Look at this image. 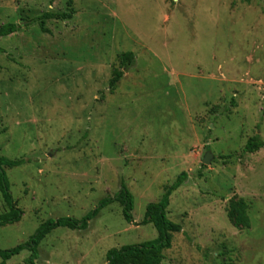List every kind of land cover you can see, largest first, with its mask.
<instances>
[{"label":"rangeland","instance_id":"374dc122","mask_svg":"<svg viewBox=\"0 0 264 264\" xmlns=\"http://www.w3.org/2000/svg\"><path fill=\"white\" fill-rule=\"evenodd\" d=\"M45 11L72 17L41 31ZM7 22L21 27L0 38V156L22 161L5 167L22 215L0 225V248L124 186L133 222L112 201L38 245L36 264H105L109 249L156 238L145 206L186 172L166 209L181 231L159 264H264V147L241 152L264 141V0H0ZM125 51L131 66L119 64ZM240 199L248 226L228 217Z\"/></svg>","mask_w":264,"mask_h":264},{"label":"trees","instance_id":"16d2710c","mask_svg":"<svg viewBox=\"0 0 264 264\" xmlns=\"http://www.w3.org/2000/svg\"><path fill=\"white\" fill-rule=\"evenodd\" d=\"M72 17V11L52 12L45 11L34 17L33 22L37 23L41 31H47L44 27L45 21L49 19L67 20ZM20 23L7 22L0 25V38L19 31ZM0 51L2 49L0 48ZM134 63V55L131 51L122 52L119 55V64L123 67L131 66ZM122 71L114 69L108 82V89L113 91L117 82L122 76ZM264 147L258 135L249 137L243 148L242 153H252ZM22 161L20 159H8L0 156V194L7 208L0 214V225L10 224L18 221L22 215L21 209L15 204L9 190L8 181L5 174V167L17 166ZM186 172H181L175 180L163 188L161 197L156 202H150L145 206V213L141 219V224L151 223L157 230L156 238L137 244H127L119 248H111L106 252L105 264H159L162 259V252L171 245L172 234L181 231V225L169 220L166 216V209L169 205L170 195L187 179ZM112 201H118L122 208V215L125 220L133 222V195L122 186L114 197L102 198L95 209L87 213L80 219L72 217H59L47 219L42 222L29 239L12 248H0V264H5L12 256L19 254L23 249L28 250L29 254L23 259V264H36L38 257V245L43 237L52 229L62 226L70 229H85L88 221L95 217L98 211ZM229 220L235 226H248V216L246 213V203L240 199L237 207L228 213ZM137 224V223H136Z\"/></svg>","mask_w":264,"mask_h":264},{"label":"water","instance_id":"95a60500","mask_svg":"<svg viewBox=\"0 0 264 264\" xmlns=\"http://www.w3.org/2000/svg\"><path fill=\"white\" fill-rule=\"evenodd\" d=\"M212 158V154L210 151H206L203 155L202 162L203 163H209V160Z\"/></svg>","mask_w":264,"mask_h":264}]
</instances>
